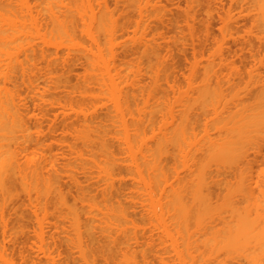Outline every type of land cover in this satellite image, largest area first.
Here are the masks:
<instances>
[{
    "label": "bare ground",
    "instance_id": "bare-ground-1",
    "mask_svg": "<svg viewBox=\"0 0 264 264\" xmlns=\"http://www.w3.org/2000/svg\"><path fill=\"white\" fill-rule=\"evenodd\" d=\"M166 2L0 0V264H264L262 63L238 83L240 66L227 54L229 67L231 46L220 42L227 73L210 56L225 74L206 62L197 82L193 61L181 90L168 71L178 40L171 36V45L168 28L159 31L172 25ZM230 3L232 11L249 8L223 18L251 9L253 36L264 40V0ZM123 22L135 27L126 45ZM135 54L149 66L147 88L134 87ZM75 62L84 63L78 90L68 79ZM247 81L259 84L254 96ZM139 103L148 104L141 116ZM99 110L104 121H96ZM23 234L33 238L27 250Z\"/></svg>",
    "mask_w": 264,
    "mask_h": 264
},
{
    "label": "rangeland",
    "instance_id": "rangeland-1",
    "mask_svg": "<svg viewBox=\"0 0 264 264\" xmlns=\"http://www.w3.org/2000/svg\"><path fill=\"white\" fill-rule=\"evenodd\" d=\"M162 1V4H163V2L165 1H163V0H161ZM190 0H174L173 2H172V0H171V2L174 4L173 6H171L172 5V3H171V5H170V3L169 2H166V3H168V4H166V5H170V9L172 8L173 9V11H171V12H173V16H172V20H170L171 21V23H172V25H171V23H170V21H168L169 22V26L171 25V29H170V27H168V25H166V22L167 21H165V25H166V27H164V29L162 30V28H161V26L159 27V28H161V30H159V31H169V32H165V33H169V36L171 37H174V41L175 40H178V42H177V46L175 45L174 47L176 48L177 47V50L175 49V52L174 51H172V56H171V59L174 61V62H171V63H174V65H167V63H169V61L168 62H166V64H165V62H164V65L165 66H168V71L170 72V74L172 75L171 77L169 76V79H170V81H171V83L173 82V81H175L176 82V84H177V87L179 86V88H181V90H184V88L183 87H185V85H186V76L189 74V72H190V67L192 66L191 65V63H193V61L194 62H197L198 63V66H196L197 68H198V72L196 73L195 72V74L197 75L198 74V76H195L194 78H195V81H200L201 80V75H200V72L202 71V69L204 68V65L206 64L207 65V63L206 62H210V63H213L212 64V66L214 65V61L213 60H216L215 62L217 63V65H220V64H218V63H220L219 62V60H217L218 59V57L219 56H217L216 55V53L218 54V52L220 53V52H222V51H219L220 50V45H218L220 42L222 43V42H226L227 44L226 45H228V46H231L229 49H227L226 47H228V46H226L225 45V49H223L224 51V54H225V51H226V49H227V52H229V53H227L226 52V54H225V56L227 55V56H230L229 57V59L227 58V56H226V61H227V59H228V61L230 60H233V61H235V64H234V62H232L233 63V65L234 66H237V65H239L240 66V68L238 69L239 70V73H241L240 75L242 76V77H244V79H241L242 77H240V75H239V77L240 78H236L235 79V81L237 80V82L239 81H241V82H243L242 80H244V84H245V80H246V78H248L249 79V76L248 77H246V75L245 74H247L246 72H247V69H248V71H251V69L253 68V70H252V72L254 73V71H255V69H256V65H257V67L260 65V67H261V63H262V66H263V68L261 67L260 69L262 70H258V68L256 69V71H258L257 73L259 74V77H264V40H262V41H259V44L261 45V46H258L259 44H257V40H259L257 37H255V38H257L256 40H255V38H254V36L257 34V30L255 29V27L253 28L252 26H254V25H251V23H252V21H251V19L249 20V18H246V17H250V15L249 14H251V9H249L248 10V15L247 16H245V14H244V17H245V19H247L246 21H245V19H244V17H242L241 19H237L236 17H233V19L235 20H233L232 18V23L231 24H233L234 22H236V24L237 25H235V24H233V27H232V25L230 26L228 23L230 22V20H229V16L230 15H233V13H234V15L235 16H239V17H241V16H243V13L244 12H246V10L249 8H247V7H244V5H243V9L244 8H247V9H245V11H243V9H242V11H243V13H240L241 12V7H240V12L238 11L239 9V6L241 5H236V9L237 10H234V11H232V8H235L233 5H235V4H233L232 3V7L230 6V0H198V2H196L195 3V1H197V0H194V1H192V2H194L195 4L193 5V8H192V2L190 3L189 2ZM110 3H112V2H110ZM191 4V5H190ZM190 5V6H189ZM112 6H113V4H112ZM165 6V5H164ZM166 7V6H165ZM189 7V8H188ZM191 7V8H190ZM167 8V7H166ZM190 9V10H189ZM165 10H167V9H165ZM168 10H169V7H168ZM187 10H189V12H190V14L191 15H187ZM230 10H231V13H230ZM229 11V16H228V18H223V16H225V14L227 13ZM236 11H238V14L240 13V14H242V15H237V13H236ZM250 11V12H249ZM165 12H168V14H171V13H169L170 11H165ZM236 13V14H235ZM118 14H119V12L117 13V17H118ZM192 14L195 16L194 18L192 17ZM129 15V14H128ZM133 15V14H132ZM169 16V15H168ZM168 16H166V18H168ZM186 16H190V17H192V19L190 18V17H188V18H186ZM171 16H169V18H170ZM120 19H118V21H119V23L121 22V18H122V16L121 17H119ZM127 18V17H126ZM134 18H135V16L133 15V16H131L130 15V17H128V22H129V24L131 23L132 24V26H136V24H135V20H134ZM189 18H190V20H189ZM220 18H223V21H224V19H228V20H225V23H226V21H227V25H229L230 26V30H229V26H227V29H226V25L224 26L223 25V21H222V23H221V20H220ZM237 20H236V19ZM251 18V17H250ZM136 19H137V17H136ZM188 19V21H190V23H188V21H186ZM193 19H194V21H193ZM124 20H126V19H124ZM191 20H192V23H191ZM238 20H240L239 22H238ZM126 21V22H127ZM137 21V20H136ZM172 21H174V23L176 24H174ZM186 21V22H185ZM251 21V22H250ZM126 22H123V24L124 23H126ZM167 22V23H168ZM133 23L135 24V25H133ZM186 23V24H185ZM188 23V24H187ZM224 23V24H225ZM121 24H122V22H121ZM128 24V25H129ZM173 24L175 25V26H173ZM190 24H192V29L194 30L192 33H194V32H196L197 33V36H193V35H195L196 33H194L193 35H192V37H190L189 36V34H190V29H189V26H190ZM165 25H163V26H165ZM188 27H187V26ZM124 26H125V24H124ZM130 26V27H129ZM129 26H127V23H126V26L125 27H129V28H127V29H129V31L128 30H126V32L128 31L129 33H127V35H124V36H121V37H123V38H119L120 40H123L122 42H124L123 44H129L130 43V41H128L127 42V39L128 40H131L132 39V37H133V32L131 31L132 30V26L131 25H129ZM236 26H237V28H236ZM251 26V28H253V29H249V27ZM221 27H225V28H223V30H221ZM234 27L237 29V32L235 31V29H234ZM135 28V27H134ZM134 28H133V31H134ZM166 28H168L167 30H166ZM191 29V30H192ZM224 29H226L227 31L226 32H229L230 33V35L229 34H227L228 36L226 37L225 36V31H224ZM234 29V30H233ZM251 30L252 31V35H250L251 34V31H250V34L248 33L249 32V30ZM229 30V31H228ZM231 30H233V32L235 31V37H236V39H237V41H236V39H235V41L234 40H231V39H234V37L233 38H231L232 36H234V35H231ZM247 30H248V32H247ZM157 31H158V29H157ZM255 31V32H254ZM126 32H125V34H126ZM206 32H208V36L206 35L207 33ZM222 32V33H221ZM223 32H225L224 34H223ZM254 32V33H253ZM191 33V34H192ZM206 33V34H205ZM167 34H165V39H167L168 38V35ZM190 34V35H191ZM221 34L222 35H224L225 37H226V39L224 40V36H221ZM233 34V33H232ZM238 34V35H237ZM249 35V36H253L252 38L250 37L249 39H248V37L249 36H246V35ZM258 35V34H257ZM256 35V36H257ZM230 36V37H229ZM169 37V38H170ZM172 37L170 38V40L169 41H167V42H170V44H171V41L173 40L172 39ZM194 37V38H193ZM228 37H229V39H228ZM176 38V39H175ZM190 38V39H189ZM191 38H193V39H191ZM254 38V39H253ZM164 39V40H165ZM172 39V40H171ZM195 39H197L196 41H195ZM125 40V41H124ZM191 40H193V41H195L194 43H196V46H193V48H195L196 47V50L195 51H193L194 49L192 48V46L190 45L191 43H193V42H191L190 43V41ZM231 40V41H230ZM243 40V41H242ZM244 40H246V41H248V43L249 42H251L252 40H254V41H252L253 42V44H252V42H251V44L249 43V45L248 46H250L251 45V47H248V46H246L245 47V45L244 44H246V42L244 43ZM251 40V41H250ZM160 42H161V40H159ZM182 41V43H180ZM233 41H234V44H233ZM240 41L241 42H243L244 44H241L240 43ZM117 42H119V40L117 41ZM122 42H120V43H122ZM164 42V41H163ZM176 42V41H175ZM224 42V43H225ZM230 42V43H229ZM263 43V44H261V43ZM119 43V44H120ZM173 43V42H172ZM193 43V45H195ZM238 43V44H237ZM175 43H173V45H174ZM181 44V45H180ZM182 44H185V46L184 45H182ZM172 45V44H171ZM221 45H223V43L221 44ZM182 46V47H181ZM174 47H173V50H174ZM216 47L217 48H219V49H216ZM221 47H223L224 48V45L223 46H221ZM253 47V48H252ZM251 49V51H253V52H251L250 51V49ZM222 49V48H221ZM253 49V50H252ZM214 50H216L217 52H215ZM229 50V51H228ZM247 50H249L250 52H248ZM174 52V53H173ZM194 52V53H193ZM215 52V56H217V58L216 57H214V55H213V53ZM222 52V53H223ZM162 53H164V51L162 52ZM162 53H161V55H162ZM249 53H250V55H249ZM254 53V54H253ZM140 54V53H139ZM139 54H138V56H139ZM224 54H218V55H223V57H224ZM230 54V55H229ZM254 55V59H255V62L253 61L254 59H253V57H251V56H253ZM132 57H128V58H130L131 59V66L133 65L132 64V62L134 63V61H135V64L136 63H138L139 62V58L137 59V57H136V54H135V56H133V55H131ZM163 56H165L164 54H163ZM173 56H174V58H173ZM195 56V57H194ZM212 57V59L213 58H215V59H211V57ZM135 57H136V60H137V62H136V60H132V58H134L135 59ZM140 57H142V59H141V62L139 63V65H137V66H132V68H133V70H134V72H135V70H137V72L140 74L141 72V74L140 75H138L139 77H137V79L138 78H140L139 80H141V82H139V80H137L135 77H136V75L138 74L137 72H135V73H137V74H135L134 72L133 73H131V71H132V68L130 67V65H129V73H131V74H133V75H135V77H134V80H133V77H130V78H132V80L133 81H135L134 83L136 84L134 87L136 88V87H139V85L141 86H143L144 87V85H149L150 84V82L148 83V81H149V79H148V77H150V76H148V75H150V69H146V66H147V68L149 67L148 66V64H147V62H146V60L144 59L145 57H143V56H141L140 55ZM127 58V59H128ZM170 57H168V59H169ZM130 59H128V60H130ZM166 59H167V56H166ZM165 59V60H166ZM170 59V60H171ZM209 59H211V60H209ZM206 60H209V61H206ZM262 61V62H260V61ZM211 61H213V62H211ZM226 61H224L223 60V62H222V64L224 63L225 64V62ZM227 61V62H228ZM77 62H79V61H77ZM257 62H260V64L259 63H257ZM82 63V62H81ZM142 63V64H141ZM216 63H215V65H214V69H215V71L217 70V69H220L219 68V66H217L216 65ZM229 63V62H228ZM245 65L244 67H241L243 64ZM75 65H74V70H73V72H69V73H71V74H69L68 73V75H69V78L68 79H70V84H71V86L72 87H74V88H79V85H80V78H81V76H82V74H83V71H84V67H82V65L84 64H79V63H74ZM76 64H78L77 66H76ZM142 65V67H141V65ZM170 64V63H169ZM196 64V63H195ZM223 64V65H224ZM227 64V63H226ZM253 64V65H252ZM256 64V65H255ZM159 66V68L158 69H161L162 67H164V68H167V67H165V66ZM191 65V66H190ZM222 65V66H223ZM76 66V67H75ZM138 66H140V68L138 67ZM203 66V67H202ZM215 66L216 67H218V68H215ZM221 66V65H220ZM221 66V67H222ZM225 66V65H224ZM224 66H223V68H221L222 69V71L223 72H225V73H227V71L226 70H224V69H226V68H224ZM239 66H237V67H239ZM252 66H255V67H252ZM135 67H137V69L135 68ZM202 67V68H201ZM229 67H231L230 66V63H229ZM236 67V68H237ZM140 70H139V69ZM196 68V69H197ZM241 68H243V71H245V73H243V71H242V69ZM245 68H246V70H245ZM228 69H230V68H228ZM227 69V70H228ZM241 69V70H240ZM147 70V71H146ZM201 70V71H200ZM230 70H232V69H230ZM144 71V72H143ZM165 71H166V74H168V75H170L169 74V72L167 71V69H165ZM197 71V70H196ZM229 71V70H228ZM240 71H242V72H240ZM256 71H255V74H257L256 73ZM259 71H261V73L259 72ZM149 72V73H148ZM168 72V73H167ZM218 70H217V74L216 75H218ZM220 72H221V70H220ZM219 72V75L220 74H222V73H220ZM230 73H232V71H229ZM228 72V73H229ZM148 73V74H147ZM202 73V72H201ZM224 73V74H225ZM243 73V74H242ZM224 74H222V75H224ZM255 74H253V75H255ZM257 74V75H258ZM142 75V76H141ZM244 75V76H243ZM129 76H130V74H129ZM147 76V77H146ZM175 76V77H174ZM146 77V78H145ZM174 78V80H172L171 78ZM196 77H197V79H196ZM256 76H254L253 77V80H254V78H255ZM262 77V79H264ZM145 78V79H144ZM219 78V77H218ZM220 78H222V77H220ZM220 78H219V80H220ZM239 79V80H238ZM247 79V80H248ZM138 81V84H137V81ZM145 80V81H144ZM234 80L232 81L233 83L235 82ZM130 82H132V81H130ZM238 82V83H239ZM141 83V84H140ZM143 83H145V84H143ZM247 83H248V81H247ZM255 83V82H254ZM175 84V85H176ZM251 84V83H250ZM249 83H248V86H246V88L248 89L249 88V85H250ZM227 85V84H226ZM236 85H237V83H236ZM239 85V84H238ZM241 85H242V83H241ZM162 86H165V85H163L162 84ZM225 86V85H224ZM259 86V84L258 83H255L254 84V86H253V84H252V88H249V89H251V91H253V90H255V89H253V87H255V88H257ZM148 86H145L144 88H147ZM227 87H228V85H227ZM238 88H242V87H244V85L243 86H237ZM73 88V89H74ZM143 88V89H144ZM186 88V87H185ZM240 88V89H241ZM76 89H75V91H76ZM149 89V88H148ZM253 89V90H252ZM78 90V89H77ZM243 90H244V88H243ZM256 90H258V89H256ZM255 90V91H256ZM143 91H145V89L143 90ZM148 91V90H147ZM147 91L146 92H142V94H146L147 93ZM228 91V90H227ZM230 91V90H229ZM228 91V92H229ZM242 91V90H241ZM251 91H249V92H251ZM255 91H253L254 93H252L251 92V95L252 96H254L256 93H257V91H256V93H255ZM227 92V93H228ZM248 92V96L247 97H249V95H250V93ZM168 93H169V91H168ZM170 94H171V92H170ZM169 94V95H170ZM146 96V95H145ZM150 97H152V96H150ZM170 97H171V95H170ZM77 98V97H76ZM76 98H74L73 100L75 101L76 100ZM143 98L146 100V98L143 96ZM142 98V96H141V99L143 100V101H145L144 99ZM250 98V97H249ZM251 99H252V97H251ZM251 99H249V100H251ZM77 100H78V98H77ZM76 100V101H77ZM151 100V99H150ZM252 101V100H251ZM251 101H250V103H251ZM77 102H79V101H77ZM140 103H142L143 104V102H141V101H139ZM152 101H149V103H151ZM74 103V102H73ZM140 103H139V105H138V108H139V106H140ZM77 105L78 104H80V102L79 103H76ZM141 104V106H140V108H141V110L139 109V110H137V108H135L134 109V111H135V113H137V111H138V113L140 114H137V115H139V116H141V114L142 113H140L139 111H141L142 112V108L144 109L145 108V106H147L148 104H146V105H142ZM82 106H84V105H82ZM85 106H86V108H87V104H85ZM84 106V107H85ZM144 106V107H143ZM103 112L104 113V110H99V115H102V114H100V112ZM144 111V110H143ZM98 113V112H97ZM132 115H133V113H132ZM136 115V116H137ZM52 116V115H51ZM134 117H135V115H133ZM52 118V117H51ZM70 118H72V116H70ZM100 118H105L103 115L102 116H100L99 118H97L96 119V121L98 120V119H100ZM137 118V117H136ZM59 119H61V118H59L58 117V120ZM68 119V118H67ZM73 119V118H72ZM79 119H81V118H79ZM78 118L75 120V118H74V120H75V122H77L78 123V120H79ZM107 119V118H106ZM71 120V119H70ZM70 120L68 119V121L70 122ZM74 120L72 121V123H75L74 122ZM101 121H104V119H100ZM80 122V124H81V121H79ZM47 123V122H46ZM105 123V122H104ZM80 124H78V127H79V125ZM45 125V126H44ZM43 126L44 127H46V125H48V123L47 124H44ZM74 126H72L73 128L75 127V124H73ZM43 127V128H44ZM77 127V124H76V127L75 128H77L76 130H78L79 128ZM46 129V128H45ZM57 133V136H58V134H60L59 133V131L58 132H56ZM56 133H55V136H56ZM67 135H65V137H67L66 138V140L68 139V141L70 140V135L68 136V134H70V133H66ZM59 137V136H58ZM58 137L56 138V139H58ZM117 150L115 149V152H116ZM117 153V152H116ZM122 172H123V170L121 169V174H122ZM125 173V172H124ZM123 173V174H124ZM122 174V176H124ZM125 178H127L128 179V176L126 177L125 176ZM125 178H123V179H125ZM126 180V179H125ZM124 180V182H127V184L130 182L129 180L128 181H125ZM126 184V183H125ZM126 184V185H127ZM130 184V183H129ZM66 187H69V186H67V185H65ZM127 186H129V185H127ZM69 189V191L71 192L72 191V189L70 190V187L68 188ZM65 190H67V188H65ZM73 192H74V190H73ZM72 193V192H71ZM28 214V213H27ZM27 214H26V216H25V220L27 219L26 217H28L27 216ZM29 215V214H28ZM9 216H12V215H9ZM30 216V215H29ZM7 217H8V214H7ZM13 217V216H12ZM12 217H10L11 218V220H9V221H12L13 222V220L14 219H12ZM137 217V219L139 218L138 216H136ZM29 218H31V217H29ZM27 219V220H31V219ZM8 219H9V217H8ZM16 222V221H15ZM14 222V227L16 226V224L17 223H15ZM22 222V221H21ZM24 222H29V221H23V223ZM32 222H33V220H32ZM32 222H30V223H32ZM11 223V222H10ZM23 223H22V225H23ZM12 224V223H11ZM21 224V223H20ZM26 224V223H25ZM24 224V225H25ZM29 223H27V225H25L26 226V228H23V229H28V234H26L27 236L30 234V233H32V226L29 224ZM17 226H18V224H17ZM24 226V227H25ZM26 233H27V231L26 230H24ZM25 234V233H24ZM23 234V236H22V240L24 241V239L25 238H27L25 235ZM31 235V234H30ZM1 236V235H0ZM31 237H32V235H31ZM1 238V237H0ZM24 238V239H23ZM28 239V240H27ZM26 240H25V242L26 243H23V242H20L21 244V247L24 249V250H27V249H29V248H27V249H25L26 247H25V245H29L28 247H30V245H31V242H32V239L33 238H27ZM31 240V242H30V240ZM21 240V241H22ZM19 245V246H20ZM24 247H23V246ZM62 247V246H61ZM65 247L63 246V249H64ZM66 250V249H65ZM65 250H63V251H65ZM28 251H30V250H28ZM65 253H67V250L65 251ZM28 263V262H27ZM158 263V262H157ZM156 263V261L154 262V264H157ZM17 264H19V260H18V262H17ZM22 264V263H21Z\"/></svg>",
    "mask_w": 264,
    "mask_h": 264
}]
</instances>
